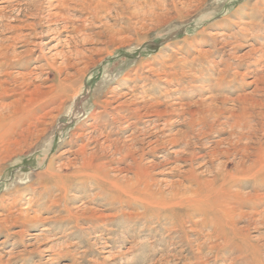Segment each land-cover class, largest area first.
<instances>
[{
	"label": "rangeland",
	"instance_id": "1",
	"mask_svg": "<svg viewBox=\"0 0 264 264\" xmlns=\"http://www.w3.org/2000/svg\"><path fill=\"white\" fill-rule=\"evenodd\" d=\"M6 1L0 264H264V0Z\"/></svg>",
	"mask_w": 264,
	"mask_h": 264
},
{
	"label": "bare ground",
	"instance_id": "2",
	"mask_svg": "<svg viewBox=\"0 0 264 264\" xmlns=\"http://www.w3.org/2000/svg\"><path fill=\"white\" fill-rule=\"evenodd\" d=\"M70 0H59L58 1V5H57V7H56V9L58 8H61V7H67V2H69ZM73 1V0H72ZM78 1V0H77ZM88 1V0H87ZM48 2H51L50 0L48 1ZM71 2V1H70ZM83 2V1H82ZM5 3V5H9V4H11L12 2L10 1V0H7L6 2H4ZM86 3V2H85ZM70 4V3H69ZM74 4V3H73ZM78 4H79V2H78ZM81 4V3H80ZM82 5V4H81ZM102 6V5H101ZM9 6H7V7H2L1 8V11L4 13L5 12V9L6 8H8ZM87 7V6H86ZM54 9V8H53ZM66 9H68V8H66ZM68 19V18H67ZM6 26H8V27H10V25H9V23H7V25H5V27ZM68 28V27H67ZM10 29H12V30H15V28H12V27H10ZM64 31V30H63ZM7 40H14V41H17L18 39H16V37H13V38H7ZM5 41H3L2 40V42L0 43V46H2L1 44L2 43H4ZM49 44V42L48 43H45V45H48ZM8 54H1V56H0V58L3 60V61H1V64H0V68L2 69V75H0V79H2V78H4V81H2V82H0V94L2 93V94H5L6 92H7V89L6 88H3V86L4 85H7V86H9L10 84H11V82H13L14 84V87H15V89H11L10 91L11 92H16L17 93V91H19L20 90V96L21 97H23L24 95H25V91H22V89L24 88V82H23V84H18L17 82H16V78L15 77H13V74H11L8 70L9 69H14L15 67L16 68H21V69H23V68H25V62H21V63H19V64H11V62H10V58L7 56ZM18 61L20 62L21 61V59H18ZM18 61H17V63H18ZM23 63V64H22ZM21 78L23 79V80H25V75H22L21 76ZM19 95V94H18ZM4 99V98H3ZM143 110H145V109H143ZM129 148V147H128ZM159 165V164H158ZM158 165H154L153 167L155 168V167H157ZM114 185H116V184H114ZM158 189V188H157ZM105 197V196H104ZM107 202V201H106Z\"/></svg>",
	"mask_w": 264,
	"mask_h": 264
}]
</instances>
